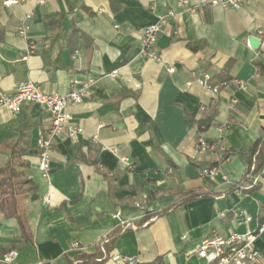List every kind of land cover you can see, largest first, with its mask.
Wrapping results in <instances>:
<instances>
[{
  "label": "crops",
  "instance_id": "0c3cea01",
  "mask_svg": "<svg viewBox=\"0 0 264 264\" xmlns=\"http://www.w3.org/2000/svg\"><path fill=\"white\" fill-rule=\"evenodd\" d=\"M4 1L0 96L29 80L59 94L70 91L73 79L89 88L83 102L67 107L81 131L75 139L56 137L49 178L39 169L38 144L52 125L49 112L28 103L18 114H0V167L21 151L17 170L37 194L33 199L30 185L20 186L13 198L27 223L25 239L18 219L0 209V261L12 249L11 264H74L129 223L115 236L111 255L134 256L136 264H207L198 254L203 240L256 231L264 219V172L255 188L241 187L251 179L239 182L252 146L264 137L258 65L264 35L257 32L264 27V0H247L240 9L187 0L198 6L194 11L183 0ZM159 19L165 24L158 59H149L139 54L142 29ZM23 24L26 36L18 32ZM251 36L261 40L257 49ZM193 71L225 83L213 93ZM205 118L209 126L201 132ZM199 137L217 148L197 152ZM214 162L217 172L204 178L200 165ZM189 191L202 196L180 204ZM172 204L138 225L145 210ZM254 245L259 257L248 264H264V233ZM104 264L118 263L110 257Z\"/></svg>",
  "mask_w": 264,
  "mask_h": 264
},
{
  "label": "built area",
  "instance_id": "2783aa9c",
  "mask_svg": "<svg viewBox=\"0 0 264 264\" xmlns=\"http://www.w3.org/2000/svg\"><path fill=\"white\" fill-rule=\"evenodd\" d=\"M22 0H5L4 5L17 4ZM202 5L210 4L212 6H219L223 8L240 9L247 0H200ZM181 5L188 10L194 11L197 5H190L187 0L181 1ZM32 13L27 14V18H31ZM165 24L164 19H159L142 29V37L139 46V54L149 59H158L155 46L157 44L159 35L163 30ZM29 30L28 24H23L19 27V34L26 36ZM259 35H264V27L259 28ZM29 49H35L34 41L29 42ZM173 71V67L170 68ZM195 80L206 89L217 93L222 84H214L212 75L209 72L198 73L193 71ZM70 91L66 94H59L57 92H45L40 86L33 81L21 83L13 94L0 96V114L4 110H8L13 114H18L23 106L28 103H37L44 107L51 115L52 125L43 134L40 135L38 144L40 147L39 169L44 178L50 177V156L53 150L56 137L64 134L72 138H77L80 133V128L73 124L70 115L67 112V107L70 104L81 103L87 96L89 85L79 79H73L70 84ZM245 88V85H242ZM217 148V144H211L202 137L197 140L196 150L199 153H206ZM218 170V167L204 168L201 170V175L204 178L213 176ZM261 175L256 174L251 177V183L242 188L250 189L259 183ZM49 201V197L46 196ZM144 208V204H139ZM252 217L248 216L247 221H251ZM130 224L124 225V228L129 227ZM264 233V219L259 223L256 231H247L245 234L233 232L227 237H212L203 240L198 247V254L204 258L207 264H248L254 262L259 257V252L255 248L254 241L258 236ZM77 243L74 247H77ZM14 252L11 250L1 260L4 264H11ZM112 260L118 264H136L137 259L134 256H123L114 254L111 256Z\"/></svg>",
  "mask_w": 264,
  "mask_h": 264
},
{
  "label": "trees",
  "instance_id": "16d2710c",
  "mask_svg": "<svg viewBox=\"0 0 264 264\" xmlns=\"http://www.w3.org/2000/svg\"><path fill=\"white\" fill-rule=\"evenodd\" d=\"M260 69L264 70V64L259 63L258 64ZM228 64L225 66L228 70ZM227 72V71H226ZM226 74V73H225ZM228 78L227 74L225 77L220 78V80L225 81V79ZM210 118H205L202 121H200V125L203 127H200L199 131H204L209 126ZM21 151L13 152V155L9 159L8 163L0 167V209L8 216H14L18 219L21 232L23 238H27V223L23 216V214L20 212L19 208L15 204V201L13 198L15 197V193H17L20 189V186H27L30 185L27 189L32 191V198L36 199L37 194L34 185H32L31 180L27 178H21V173L17 170L19 167L23 166V162H21L20 158L17 156L19 155ZM226 156V154H225ZM249 165L245 172L244 178L242 181L239 182V184H242L243 181H247L251 179L253 175L260 174L262 175L264 172V137L258 139L254 145L251 148V151L249 153ZM219 162H214L211 164H205L203 166L200 165V169L203 170L204 168H212V167H218ZM257 185H255L253 188H255ZM26 191V190H25ZM184 198L180 202H186L195 198H198L202 196V193L195 192V191H189L184 193ZM14 201V202H13ZM177 204L169 205L163 209H160L156 212H150L148 210H145L143 218L139 221L138 225L141 226L147 222H149L151 219L161 216L165 214L167 211H169L172 208H175ZM124 229L121 224H119L113 231H111L105 238H103L99 243L95 245V252L94 253H81L77 257V261L74 264H104L106 263L109 258L112 256V252L114 250V242H115V236L120 233ZM12 249H9L5 251V254H7ZM0 264H4L0 261Z\"/></svg>",
  "mask_w": 264,
  "mask_h": 264
},
{
  "label": "water",
  "instance_id": "95a60500",
  "mask_svg": "<svg viewBox=\"0 0 264 264\" xmlns=\"http://www.w3.org/2000/svg\"><path fill=\"white\" fill-rule=\"evenodd\" d=\"M249 43L253 49H257L261 44V40L255 36H251L249 38Z\"/></svg>",
  "mask_w": 264,
  "mask_h": 264
}]
</instances>
